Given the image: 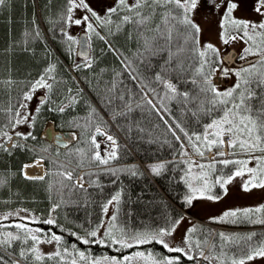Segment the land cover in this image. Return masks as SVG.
Wrapping results in <instances>:
<instances>
[{
    "label": "trees",
    "instance_id": "trees-1",
    "mask_svg": "<svg viewBox=\"0 0 264 264\" xmlns=\"http://www.w3.org/2000/svg\"><path fill=\"white\" fill-rule=\"evenodd\" d=\"M66 8L67 0H7L4 6H0V81H13L11 86L0 84V133L7 132L15 137L13 144L21 145L7 147L8 151L0 149V212L26 208L36 213L38 220L43 221L51 216L52 207L58 204L54 217L58 226L44 223L34 225L44 233L62 236V253L64 248L72 253L66 257V261L76 255L72 248L75 245L78 250L84 251L93 259L104 256L122 258L135 255L139 251L145 255L152 252L156 257L180 256V264H230V257L239 258L250 245L264 242V224L250 223L248 220L216 223L192 214L195 201L191 206L184 204L183 198L188 191L184 183L188 170L185 161L191 159L197 164H209L214 162V158L208 157L211 151H205L203 158L196 155L183 133L177 130L180 141L184 142L189 153L188 156L181 155L180 142L168 132L167 125L160 119V115L142 102L141 97L147 93L148 98L160 107L158 99L149 88L162 94L163 88L154 77L160 72L167 53L152 55L144 52L137 43L138 36L134 25H125L120 31H116L113 25L111 34L106 29H97L107 43L95 35L91 36L92 66L77 70L76 65H86V61L77 54V44L69 51L66 37L60 31L65 27L61 17L66 13ZM113 19L116 20V17ZM70 29L71 26H67L69 35ZM37 32L40 33L39 36ZM220 58L222 59L221 53ZM259 59L256 55H250L244 60L238 59L240 64L253 61L230 69L247 67ZM52 64L55 65L58 81L56 88L59 89L58 94L54 90L51 95L56 104H45L39 113L35 112L36 120L31 127V133L36 138L23 140L16 135L19 131H15L17 125L13 123L15 113L20 112L19 105L25 103L22 98L29 90V83L39 78ZM68 66L72 67L74 74ZM220 66L227 65L223 62ZM236 79L234 75L230 76L229 82L221 87H230ZM183 87L184 85H181V89ZM187 87L193 86L189 84ZM68 89H71V93ZM77 93L79 102L74 107L66 109L63 113L49 110L57 106L64 97L75 96ZM121 96L123 99H120ZM125 101H131L133 111L127 117H117L113 121L111 111H120ZM138 103L143 106L137 107ZM165 104L171 115L162 112L164 119L172 124L173 128V119L180 122L190 135L200 134L203 125L212 118L201 115L197 120L191 113L183 112L182 105L176 101H165ZM89 105L107 121L109 134L118 140L119 158L111 160L108 165H99L98 162L85 158L83 166L78 167L80 157L76 149L91 147L85 143L90 130L80 126L73 127L72 123L75 121L79 125L84 124V118L89 115ZM47 121H54L59 130L78 132L79 139L70 147L59 149L40 137ZM0 139L1 144L6 147L8 141L5 138ZM97 140L99 142L102 138L97 136ZM212 151L216 155L218 149L214 147ZM88 156H91V152ZM37 158L44 159L47 170L44 179H27L22 173L23 165ZM223 158L244 157L226 154ZM158 164H164V168L159 175H155L150 166ZM235 167L237 166L228 165L225 168L217 163L215 171L209 173V180L214 181L218 175H226ZM132 168L137 170V175L130 174L129 169ZM110 170H116V174L113 175ZM63 171H72L73 179L69 181L59 175ZM81 171L88 183V186L83 188L74 186V181ZM198 171L199 169H193V172ZM118 192L120 201L115 206V224L129 235L171 227L178 217H183L181 222L190 214L193 218L190 219L192 225L188 230L193 227L198 229L191 234V254L194 259L188 260L179 253H169L155 242L117 251L118 246L109 247L99 243L85 245L77 240L72 233L84 236L88 231L99 230L106 214L105 205H108V201ZM213 194L222 197L224 192L219 185H215ZM258 217L264 219V213L253 215L252 219ZM9 221L0 220V234L12 230V227L7 225ZM61 228L64 231H61ZM219 233H224L232 239L222 240ZM252 233L255 235L251 240L243 239ZM197 242L200 243L199 248L196 247ZM31 244V240L28 244L15 241L6 251L0 249V255L9 261L20 259V249L28 248ZM200 251L209 259L199 257ZM32 259V256H29L28 261L20 260V264H31ZM58 261L59 258L46 259L36 264H58Z\"/></svg>",
    "mask_w": 264,
    "mask_h": 264
},
{
    "label": "snow or ice",
    "instance_id": "snow-or-ice-1",
    "mask_svg": "<svg viewBox=\"0 0 264 264\" xmlns=\"http://www.w3.org/2000/svg\"><path fill=\"white\" fill-rule=\"evenodd\" d=\"M6 2L7 0H0V6H4ZM206 3L212 7L214 13H218L221 7L224 8L219 23L221 30L220 41L224 45L237 40L243 42L246 47L242 49L239 59L244 60L250 55L259 56L260 59L255 64L238 69L221 67L220 65L223 64V61L220 58V50L212 43L201 45L200 34L202 33V28L194 19V14L200 7L201 0H132L131 3H129V0H116L115 6L108 7L103 16L90 7L87 0H67L66 13L61 17L65 27H62L60 31L66 37L69 51L72 50L73 45L80 42L67 33V26L73 24L76 26L83 25L89 39L92 35H95L99 39L105 40V37L101 36L100 32L97 31L98 28L106 29L111 34L113 25L116 31H120L125 25L132 24L137 32V43L144 52L152 55L161 52L167 53L160 72H157L154 77L155 81L163 88L162 94L155 89L149 88L153 96L158 99L160 107L158 108L153 103V100L148 98L147 93H144L141 97L143 104L150 106L152 110L160 115V119L167 125L168 132L171 133L176 141L180 142L181 155L188 156L189 153L184 142L180 141L177 130L183 133L193 152L201 158L204 157L205 151L210 152L214 147L218 149L214 162L209 164H197L191 159L185 161L188 164V170L185 174L184 183L187 185L188 191L183 198V202L188 206H191L196 199L218 201L221 197L213 194L214 186L219 185L226 194V186L236 177L247 175L248 179L241 186L245 192L253 189H264V0H254L252 11L260 17L257 21L243 19L235 15L240 9L241 0H219V2L217 0H206ZM77 9H81L86 14L80 18H74V13ZM114 16L116 20L113 19ZM37 35L39 36L40 33L37 32ZM105 43H107L106 40ZM140 54L143 55V53ZM82 55L86 65L77 64V70L84 66H92L91 58L86 53H82ZM55 70L54 64L49 65L39 78L29 83V90L23 95V101H31L33 94L38 89L46 91L45 96L37 98V113L41 111L45 104H56L51 99L54 90L57 94L59 93V89L56 88L58 81ZM217 72L220 73L219 78L221 80L228 78L231 72L237 78L236 82L230 87L222 88L213 82ZM173 79H175V82H173ZM12 83L13 81L11 80L0 81V84L5 86H11ZM189 84L193 87H187ZM181 85H184L183 89H181ZM67 91L71 93V89ZM78 97L79 93L75 96L68 95L57 106L49 108V110L63 113L66 109L74 107L79 102ZM120 99H123V96ZM165 101H176L182 105L183 112L191 113L197 120H199L201 115L211 116L212 118L203 125V131L200 134L193 133L190 135L180 122L173 119L175 124V128H173V125L164 119L162 112L171 115ZM136 106L142 107L143 105L138 103ZM19 107L24 109L27 105L21 103ZM132 111L131 101H125L124 107L120 111H111V119L115 121L117 117H127ZM35 120L36 117L34 115L25 114L21 117L20 112L17 111L13 123L14 125L28 123L29 127H32L35 124ZM84 120L83 125H79L75 121L72 123L73 127L80 126L85 130H90V135L85 143L91 145V147L88 149H76V153L80 157L77 166H83L85 158L98 162L99 165H108L111 160L118 159L120 145L116 137L109 134L107 121H104L91 105H89V115ZM16 135L23 140L36 138L31 132L27 134L16 133ZM97 136H100L102 140L98 142ZM0 138H5L7 141L12 140V136L7 132L0 133ZM61 139H57V144L68 148L69 145L61 143ZM70 139L76 140L78 137L73 133ZM104 140L107 141V144L106 152L102 156L99 149L100 143ZM20 146L19 144H13V147ZM225 147L231 150L228 155H239L244 158L224 159L223 157H225L226 153L223 149ZM0 149L8 151L4 144H0ZM89 152H91V156H88ZM253 161L255 166L249 167ZM217 163L225 168L228 165L237 167L226 175H218L214 181H210L209 173L215 171ZM27 167L28 165H25L24 169ZM163 168L164 164L150 166L151 172L155 175H159ZM194 168L199 169V171L193 172ZM110 171H112L113 175L116 174V170ZM129 171L131 175L138 174L135 168L129 169ZM24 175L27 179H44L43 176L29 177L26 171H24ZM59 175L69 181L73 179L72 171H63ZM83 179V176L78 177L74 181V186L83 188ZM119 201L120 193L118 192L108 201V204L113 202L118 204ZM57 207H59L58 204L53 206L51 211L55 212ZM105 211H107V205H105ZM259 213H264V205L255 208L228 210L221 217L212 219L216 223H236L248 220L250 223L264 224V219L259 217L255 220L252 219L253 215ZM10 215L12 214L9 213L3 219H8ZM182 218L178 217L173 221L171 227H162L155 231L137 232L129 235L124 229L117 228L115 224L117 216L113 215L103 239L98 236L97 230L88 231L84 236L76 233H72V235L82 244L99 243L109 247L118 246L116 248L117 251L155 242L162 245L169 253H179L188 260H193L191 234L198 230L197 227L190 228L184 238L187 248L172 247L164 239L174 233L175 226ZM29 223L58 226L55 219L51 218V216L43 221L33 217ZM14 227L20 231L15 234L12 232L0 234V249L6 251L15 241H22L24 244H28L29 240H31L32 244L28 248L20 249L18 253L20 259L9 261L5 260L3 255H0V264H20V260L28 261L29 256L33 258L31 264L56 258H59L58 264H81V262L83 264H130L133 259L132 256H124L122 258L104 256L100 259H93L73 245V253L76 255L70 261H66V257L72 255V253H69L67 248H64L62 253L60 248L63 242L62 236L55 233H44L41 228H32L28 224H16ZM61 231H64V229L61 228ZM254 235L255 233H252L247 237H243V239L251 240ZM219 236L222 240L232 239V237L226 236L224 233H219ZM52 242H55L58 246L54 253L45 255L39 250V244ZM196 247H200L199 242H197ZM198 255L203 259H209L203 251H200ZM135 257L143 260L144 264H180V256L156 257L152 252L145 255L144 252L138 251L135 253ZM257 258L264 259V242L250 245L239 258L233 256L229 259L230 264H247L248 261Z\"/></svg>",
    "mask_w": 264,
    "mask_h": 264
},
{
    "label": "rangeland",
    "instance_id": "rangeland-1",
    "mask_svg": "<svg viewBox=\"0 0 264 264\" xmlns=\"http://www.w3.org/2000/svg\"><path fill=\"white\" fill-rule=\"evenodd\" d=\"M132 0H129L131 3ZM218 2V1H217ZM87 3L90 7L96 10L101 16H103L110 6H115L116 0H87ZM254 6V0H241L240 9L235 13L236 16L257 21L260 17L255 14L252 9ZM224 12V8L221 7L218 13H214L212 7L208 6V4L201 1L200 7L196 10L194 14V19L197 23L200 24L202 28V33L200 34V41L201 45L206 43H212L215 47L220 50L221 56L223 59L227 58V54L230 51H234L238 56H240L242 49L246 47V45L237 40L235 42H230L228 45H224L220 41V17ZM84 13L81 9H77L74 13V18H80ZM74 29L85 30L83 25L76 26L71 25L70 34L73 35L76 40L79 36V32L74 31ZM227 61V60H226ZM226 63V62H225ZM230 65V62L227 63ZM225 66L227 68L237 67L239 66V62L236 58V64H231V66ZM230 76L233 77L231 72L229 73V77L221 80L220 74L216 76L214 79L216 84L224 85L229 82ZM39 95H46V91L44 89H38L33 94V99L31 101H25L27 105L26 108L21 109L20 116L23 117L25 114L34 115L36 108L38 107V100L37 96ZM48 124V123H47ZM53 126L52 123L48 124V127ZM15 131H19V133L27 134L31 132V127H29L28 123H21L16 126ZM106 140H104L105 142ZM1 142V140H0ZM107 144V143H106ZM255 162L253 161L249 167H254ZM248 179L247 175L244 177H236L227 187V193L218 200V201H210L206 199H196L194 200V204L192 207V214L196 217L205 219V220H213L212 218H219L223 215L224 212L232 209H244L250 207H258L264 204V189H253L252 191L245 192L242 190L241 186L243 182ZM116 202L107 205V211L105 214L104 221L99 228L98 236L103 239L106 230L109 227V222L111 221V217L114 215ZM11 213L12 215L9 216L8 220L10 225L15 230H7V232L18 233L20 230L15 228L14 225L16 224H28L29 227L38 228L34 224H30L29 221L35 217L38 219V215L26 208H15L6 211L0 212V220L3 219L4 216ZM55 212L52 211L51 218L54 219ZM191 217L186 216L175 228L174 233L171 236H166L164 239L169 243L172 247H181L187 248V245L184 243V238L187 234L188 228L192 225ZM9 229V228H8ZM39 250L44 253L45 255H49L54 253L57 250V244L55 242L52 243H41L38 245ZM133 257L132 262L130 264H144V261L136 258L135 255H131ZM100 259V258H98ZM247 264H264V259L257 258L251 261H248Z\"/></svg>",
    "mask_w": 264,
    "mask_h": 264
},
{
    "label": "water",
    "instance_id": "water-1",
    "mask_svg": "<svg viewBox=\"0 0 264 264\" xmlns=\"http://www.w3.org/2000/svg\"><path fill=\"white\" fill-rule=\"evenodd\" d=\"M79 49H78V54L83 56L82 53H86L88 56L90 54V45H89V40H88V36L86 33H82L79 36ZM75 133V135L78 137V134L76 132H72V131H57V133L54 135V144L59 147V148H63L60 145L57 144V139L58 138H62L61 139V143H65L68 144L69 146L72 145L76 140H71L70 137L71 135ZM49 134H50V138H49ZM43 138L49 142H53V130L50 129L49 127L46 128L45 133L43 134Z\"/></svg>",
    "mask_w": 264,
    "mask_h": 264
},
{
    "label": "bare ground",
    "instance_id": "bare-ground-1",
    "mask_svg": "<svg viewBox=\"0 0 264 264\" xmlns=\"http://www.w3.org/2000/svg\"><path fill=\"white\" fill-rule=\"evenodd\" d=\"M229 53H231L230 55H227V62H235V55L236 53L234 51H230ZM50 129L53 130V139L52 141L54 142V135L57 133V130L54 128V126H50ZM37 161H39V163H37ZM25 165H28V167L26 169H24V171H26L27 176L29 177H37V176H43L44 172H45V166H44V162L42 159H36L33 162H29L26 163ZM24 165V166H25Z\"/></svg>",
    "mask_w": 264,
    "mask_h": 264
},
{
    "label": "flooded vegetation",
    "instance_id": "flooded-vegetation-1",
    "mask_svg": "<svg viewBox=\"0 0 264 264\" xmlns=\"http://www.w3.org/2000/svg\"><path fill=\"white\" fill-rule=\"evenodd\" d=\"M201 1H203L206 4V0H201ZM217 1L219 2V0H217Z\"/></svg>",
    "mask_w": 264,
    "mask_h": 264
}]
</instances>
